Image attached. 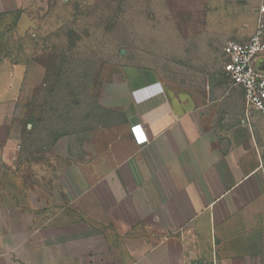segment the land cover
I'll return each instance as SVG.
<instances>
[{
    "label": "crops",
    "instance_id": "1",
    "mask_svg": "<svg viewBox=\"0 0 264 264\" xmlns=\"http://www.w3.org/2000/svg\"><path fill=\"white\" fill-rule=\"evenodd\" d=\"M196 76L125 107L95 100L79 131L50 129L66 155L41 174L24 107L45 70L0 62V264H264V116L224 66Z\"/></svg>",
    "mask_w": 264,
    "mask_h": 264
},
{
    "label": "rangeland",
    "instance_id": "2",
    "mask_svg": "<svg viewBox=\"0 0 264 264\" xmlns=\"http://www.w3.org/2000/svg\"><path fill=\"white\" fill-rule=\"evenodd\" d=\"M260 20L264 0H25L2 10L0 62L45 70V86L24 107L45 146L24 160L41 174L63 161L68 139L47 149L50 129L79 131L97 99L125 107L157 80L171 86L218 71L225 44L246 42Z\"/></svg>",
    "mask_w": 264,
    "mask_h": 264
},
{
    "label": "built area",
    "instance_id": "3",
    "mask_svg": "<svg viewBox=\"0 0 264 264\" xmlns=\"http://www.w3.org/2000/svg\"><path fill=\"white\" fill-rule=\"evenodd\" d=\"M223 53L226 76L243 89L247 107L264 116V23L258 22L246 42H227ZM132 131L137 143L147 141L138 125Z\"/></svg>",
    "mask_w": 264,
    "mask_h": 264
},
{
    "label": "trees",
    "instance_id": "4",
    "mask_svg": "<svg viewBox=\"0 0 264 264\" xmlns=\"http://www.w3.org/2000/svg\"><path fill=\"white\" fill-rule=\"evenodd\" d=\"M93 106V105H92Z\"/></svg>",
    "mask_w": 264,
    "mask_h": 264
}]
</instances>
